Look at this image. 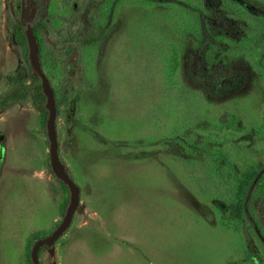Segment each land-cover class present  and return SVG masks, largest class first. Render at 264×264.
I'll list each match as a JSON object with an SVG mask.
<instances>
[{"label":"rangeland","instance_id":"rangeland-1","mask_svg":"<svg viewBox=\"0 0 264 264\" xmlns=\"http://www.w3.org/2000/svg\"><path fill=\"white\" fill-rule=\"evenodd\" d=\"M29 23L81 189L41 264H264V0H0V264H32L70 198Z\"/></svg>","mask_w":264,"mask_h":264},{"label":"water","instance_id":"water-1","mask_svg":"<svg viewBox=\"0 0 264 264\" xmlns=\"http://www.w3.org/2000/svg\"><path fill=\"white\" fill-rule=\"evenodd\" d=\"M24 34L28 45V59L33 76L40 79L42 91L45 95L44 108L48 111L46 120L47 136L49 140L50 165L54 175L62 181L70 191V198L64 217L57 228L49 235L38 239L31 249L32 264H41L39 253L43 247L52 248L58 241V238L64 235L73 222L74 215L80 205L81 189L68 173L66 165L62 163L59 157V143L56 128L57 105L53 87L50 80L43 70L40 49L37 36L31 23L27 24Z\"/></svg>","mask_w":264,"mask_h":264},{"label":"trees","instance_id":"trees-1","mask_svg":"<svg viewBox=\"0 0 264 264\" xmlns=\"http://www.w3.org/2000/svg\"><path fill=\"white\" fill-rule=\"evenodd\" d=\"M37 4H39V0H34ZM38 16V15H37ZM37 18V17H36ZM16 27H20L19 25H16ZM33 28H34V32L36 31V26L33 25ZM220 71V69H218V72ZM32 80L34 82L38 81L39 78L33 76L32 77ZM41 84H38V103L41 105V108H43L44 106V101H45V95L42 91V87H40ZM21 99V95H20V91H13L11 93H9L8 95H6L4 98H3V105L4 107H7L9 105L10 102H16V101H19ZM250 176H247V177H244L243 179H241L240 181V185H239V188L241 190V193L242 191L245 189V187H247V183L248 181L250 180ZM241 208H242V205L241 203H238V205L236 206L235 210H236V213L239 215L240 212H241Z\"/></svg>","mask_w":264,"mask_h":264},{"label":"flooded vegetation","instance_id":"flooded-vegetation-1","mask_svg":"<svg viewBox=\"0 0 264 264\" xmlns=\"http://www.w3.org/2000/svg\"><path fill=\"white\" fill-rule=\"evenodd\" d=\"M33 26V25H32ZM40 80V79H39Z\"/></svg>","mask_w":264,"mask_h":264}]
</instances>
